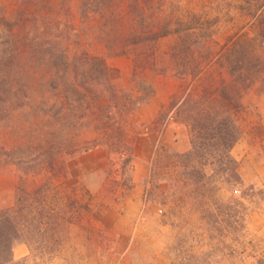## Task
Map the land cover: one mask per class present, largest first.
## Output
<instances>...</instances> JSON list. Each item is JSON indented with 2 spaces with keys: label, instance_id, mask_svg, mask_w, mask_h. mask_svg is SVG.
Listing matches in <instances>:
<instances>
[{
  "label": "rangeland",
  "instance_id": "1",
  "mask_svg": "<svg viewBox=\"0 0 264 264\" xmlns=\"http://www.w3.org/2000/svg\"><path fill=\"white\" fill-rule=\"evenodd\" d=\"M141 6L142 40L109 49L87 42L117 91L141 102L122 123L132 157L97 147L64 155L53 168L28 169L26 152L22 167L0 162V212H17L18 199L46 209L39 220V206L31 207L12 264H264V0ZM190 123L230 130V158L216 147L204 167L196 158L184 168L179 157L196 135ZM26 125L0 113V155L19 141L12 129Z\"/></svg>",
  "mask_w": 264,
  "mask_h": 264
},
{
  "label": "trees",
  "instance_id": "2",
  "mask_svg": "<svg viewBox=\"0 0 264 264\" xmlns=\"http://www.w3.org/2000/svg\"><path fill=\"white\" fill-rule=\"evenodd\" d=\"M147 29L141 0H9L0 6V113L27 123L22 131L12 129L19 141L2 149L0 162L22 167L26 152L28 169L53 168L64 155L73 158L97 147L125 149L131 158L122 123L141 102L117 91L110 68L87 42L97 38L109 49L126 40L139 42ZM222 114L232 121L228 111ZM190 125L196 135L191 151L179 157L184 168L216 147L225 151L222 159L230 158L235 141L230 130ZM88 132L94 139L80 141ZM35 204L43 220L41 200L18 199L17 212H0V264H12L13 239L27 232ZM53 220L58 227L59 213Z\"/></svg>",
  "mask_w": 264,
  "mask_h": 264
},
{
  "label": "crops",
  "instance_id": "3",
  "mask_svg": "<svg viewBox=\"0 0 264 264\" xmlns=\"http://www.w3.org/2000/svg\"><path fill=\"white\" fill-rule=\"evenodd\" d=\"M145 140L148 142V143L145 144V153L147 155H149V153H150V151L152 149L151 147H152V145L154 144V142L156 140L155 135L154 134L148 135V137ZM137 144H139V139L136 142V144L134 145L135 148H137V146L139 147V145H137ZM184 151H185V149L182 152H184ZM20 251L23 253L24 249L20 248Z\"/></svg>",
  "mask_w": 264,
  "mask_h": 264
}]
</instances>
